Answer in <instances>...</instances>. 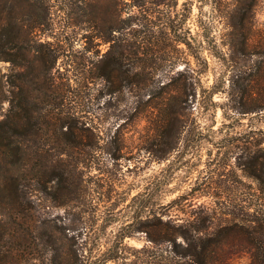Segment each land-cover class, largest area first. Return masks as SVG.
<instances>
[{"label":"rangeland","instance_id":"374dc122","mask_svg":"<svg viewBox=\"0 0 264 264\" xmlns=\"http://www.w3.org/2000/svg\"><path fill=\"white\" fill-rule=\"evenodd\" d=\"M10 107L20 150L65 171L30 189L20 264H189L159 218L211 233L264 202V0H0ZM229 250L209 264H250Z\"/></svg>","mask_w":264,"mask_h":264},{"label":"trees","instance_id":"16d2710c","mask_svg":"<svg viewBox=\"0 0 264 264\" xmlns=\"http://www.w3.org/2000/svg\"><path fill=\"white\" fill-rule=\"evenodd\" d=\"M27 124L31 126L34 123L28 121ZM14 131V113L10 107L0 119V264H20L23 256L18 254L24 255L28 251L31 232L33 229L37 231L36 221L32 222L27 214L32 207L29 192L32 190L43 194L48 179L60 184L65 175V171L58 166L47 172L46 160H34L30 152L20 150L12 137ZM56 162L58 164L59 159ZM33 167L37 168L33 170ZM249 173L259 178L264 170L260 167L256 172L251 170ZM259 190L264 199V186H259ZM232 213L231 219L211 233L207 231L208 226L203 218L185 223L159 218L158 239L168 244L174 243V254L186 257L189 264H209L212 257H216L212 255L214 248L225 243L229 244V254L248 251L250 264H264V202L254 206L243 204L239 211ZM17 225L21 226L19 235L16 234ZM37 236L41 237V234ZM179 236L181 240H178ZM46 241L41 239L39 243ZM226 257L230 255L223 258Z\"/></svg>","mask_w":264,"mask_h":264}]
</instances>
